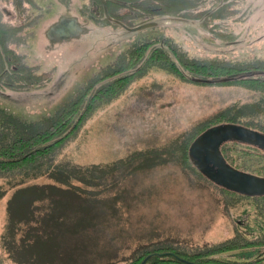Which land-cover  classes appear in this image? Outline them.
I'll use <instances>...</instances> for the list:
<instances>
[{
    "label": "rangeland",
    "instance_id": "obj_1",
    "mask_svg": "<svg viewBox=\"0 0 264 264\" xmlns=\"http://www.w3.org/2000/svg\"><path fill=\"white\" fill-rule=\"evenodd\" d=\"M39 1L47 3V0ZM76 1L73 0V5L52 4L43 8L35 38L29 46L17 47L20 53L27 54L29 64L54 71L52 83L32 92L2 91L0 109L25 123L48 122L82 92L91 89L90 97L115 79L135 73L145 63L146 70L138 72L140 74L117 99L103 105L74 137L56 149L55 161L84 168L110 165L143 149L154 156L158 150L165 153L160 158L161 165L145 169L138 166L130 173L120 169L110 173L104 183L98 184L102 185L100 187L83 186L86 198L61 202L62 207H57L55 213L57 217L63 216L64 221V224L58 223L59 236L62 235L59 241L66 243V235H74L70 234L72 231L81 240L69 246L86 244L92 248L94 256L113 254L110 258L115 255L118 258L112 264H127L140 249L159 240L196 251L237 236L252 239L251 234L256 231L260 235L262 225L256 221L252 198L224 191L194 168H183L177 157L180 151L173 152V149L176 148L174 143L183 147L189 131L208 123L221 111L233 105L257 102L259 91L247 89L251 87L247 86L249 81L237 85L234 80H241L243 76L264 77V69L257 68L264 66V0H247L240 15L215 30L204 29L201 21L167 22L131 35L112 22L97 26L93 18L105 23L98 1L84 0L83 15ZM247 12L246 21H237ZM63 16L76 18L87 34L62 43L50 41L49 29ZM227 32L232 38L228 39ZM139 43L150 44V47L164 44L184 74L177 77L175 72L156 69L155 63L147 64L148 52L142 66L111 75L113 70L119 69L123 54ZM175 53L181 55L183 62ZM183 64L194 71L211 67L210 64L227 69L235 65L242 72L219 78H229L228 84H213L211 81L218 79L202 78V74L189 72ZM108 73L111 77L106 76ZM257 125L261 131L264 121L259 119ZM260 153L253 156L261 158ZM15 179L19 180L14 175H0V193H5L0 199L1 264H16L9 258L2 241ZM31 183L53 182L41 177L32 179ZM32 198L30 192L24 202L28 204ZM78 223H97L99 228L81 236L76 229ZM237 253L232 251L220 257L224 260L253 258L264 253V246L245 248Z\"/></svg>",
    "mask_w": 264,
    "mask_h": 264
},
{
    "label": "trees",
    "instance_id": "obj_2",
    "mask_svg": "<svg viewBox=\"0 0 264 264\" xmlns=\"http://www.w3.org/2000/svg\"><path fill=\"white\" fill-rule=\"evenodd\" d=\"M100 14H104V9L100 0ZM247 0H106L110 16L128 27H136L141 23L162 18H178L191 21H201L204 29H217L222 24H227L235 16L245 10ZM0 8V92H32L46 88L54 80V71L43 70L35 65L29 64L27 57L21 54L17 47L29 46L35 38V30L38 25L37 20L30 23H13L8 21L4 15V9L8 12L13 8L7 6V1ZM22 15H26L28 8L18 6ZM87 10V8H86ZM83 14V11H82ZM246 16H239L237 21L244 22ZM97 26L111 24L105 18V23L101 24L93 18ZM240 22V23H241ZM211 34V33H210ZM227 34H230L227 32ZM232 38L231 34L228 37ZM147 64L155 63L156 69L168 72H175L180 77L184 70L177 66L174 58L165 50L164 44L161 47H150V44H138L127 51L121 57V64L118 70H113L111 75H118L125 71H130L143 63L145 53ZM182 61L181 55L175 53ZM176 56V57H177ZM184 65V64H183ZM142 66V65H141ZM185 66V65H184ZM211 67H201L199 71L185 68L189 72L202 74V78H214L213 84L227 83L228 79H219L229 76L241 68L230 65L229 69L210 64ZM258 69H264V66ZM144 65L135 73L117 78L114 82L101 88L89 97L90 90H86L81 95L64 106L48 122L45 120L35 123H25L23 120L14 117L6 111L0 109V175H14L16 178L13 184V195L8 202V221L5 232L2 235L3 245L10 259L16 264H112L117 260V255L94 256L92 248L84 244L83 247L70 245L81 238L70 231L66 235V243L60 242L59 224H62L63 216L55 215L57 207H62L61 202L68 199L81 200L87 194L83 189L96 188L102 185L110 173H116L120 169L130 173L134 168L141 166L145 169L161 165V156L165 151L158 150L156 156L151 151L133 152L130 156L118 160L110 165H95L91 167H80L69 162L56 163V149L74 137L78 130L88 121L97 110L103 105H109L114 99L124 91L135 77L144 72ZM138 73V74H137ZM109 73L106 76H110ZM146 74V72H145ZM107 77V78H108ZM241 77V80H234L237 85L247 83V89L259 91V98L253 104L244 106L233 105L218 115L214 116L206 124H201L186 136L188 139L184 146H178L174 151H180L177 155L180 164L185 169L194 168L207 180H209L192 163L191 151L196 143L207 133L209 129L222 124H230L244 127L264 134V128L258 131V120L264 121V77ZM190 78V77H189ZM195 78V77H194ZM192 81V78H190ZM87 97L88 102L85 103ZM235 143L248 146L240 148ZM252 147V149H248ZM264 150L250 143L239 141H228L220 146V155L223 160L234 170L264 178ZM238 153V155H236ZM262 155L256 158L253 155ZM112 173V174H113ZM47 178L52 184H37L30 181L38 178ZM211 182V180H209ZM223 189V188H222ZM224 190V189H223ZM225 191V190H224ZM33 193V198L24 202V197L28 193ZM102 192V191H101ZM229 192V191H228ZM232 194H236L230 192ZM5 195L0 193V199ZM243 198L254 200L256 221L262 225L260 235L258 231L251 234L252 239L237 236L220 244L207 247V249L188 251L181 249L166 240H159L140 249L127 264H264V253L254 255L253 258L242 257V260H224L220 255L229 252H238L253 246H264V196L247 197L236 194ZM19 201V202H17ZM68 220V219H67ZM64 224V223H63ZM99 228L97 223H78L76 229L85 232V236L91 230ZM257 233V234H256ZM256 234V235H255ZM106 257V258H104ZM1 264V263H0Z\"/></svg>",
    "mask_w": 264,
    "mask_h": 264
},
{
    "label": "water",
    "instance_id": "obj_3",
    "mask_svg": "<svg viewBox=\"0 0 264 264\" xmlns=\"http://www.w3.org/2000/svg\"><path fill=\"white\" fill-rule=\"evenodd\" d=\"M102 3L105 18L117 25H119L125 34H137L142 33L144 31L157 28L161 26L163 23H191L189 20L178 19V18H162L153 21H149L138 25L136 27H128L117 20H114L108 11V6L106 0H100ZM60 23V22H59ZM58 26V24L56 25ZM52 27L50 31H48L47 36L48 39L52 42H61L65 40V38H75L80 37L81 33L85 30L79 27V29L74 30L72 34L68 36L55 34L54 29ZM86 35V33L84 34ZM210 142L209 144L207 142ZM228 141H239L242 143H250L252 145L258 146L259 148L264 150V134L259 133L257 131H253L251 129H247L240 126L230 125V124H222L216 126L212 129H209L206 134L196 143V146L191 151V160L192 163L201 171L212 183L221 188H224L228 191H231L236 194H241L247 197H260L264 196V178L255 177L253 175L244 174L234 170L231 166H229L220 155V146ZM206 143L204 145V149L201 151V144ZM211 147L210 149H207ZM200 150V151H199ZM206 153V161L207 163H212L219 169V172L216 173L212 169L209 168V165L201 158V153ZM209 161V162H208Z\"/></svg>",
    "mask_w": 264,
    "mask_h": 264
},
{
    "label": "flooded vegetation",
    "instance_id": "obj_4",
    "mask_svg": "<svg viewBox=\"0 0 264 264\" xmlns=\"http://www.w3.org/2000/svg\"><path fill=\"white\" fill-rule=\"evenodd\" d=\"M4 1L5 0H0L1 10H2L1 6L4 5ZM6 1H7V6L12 7L13 10L8 12L7 9L3 8V10H4L3 13H4L5 17L8 19V21L13 22L15 24L23 23V22L30 23V22L35 21V19H36L38 22V25H39V23L42 20L41 18L44 15L43 14V8H46V7L49 8V6H52V4L57 5V6H61V5L64 6V5H68V4L73 5L74 4L73 0H47L46 4H41L39 0H6ZM77 1L79 2L80 7L82 6V3H84V0H77ZM19 5H21L22 8H24V7L28 8L26 15H22V13L19 12V10H18ZM80 14H82V7L80 9ZM57 24H58V26H56ZM54 26H56L54 29L55 34L66 35V36L70 37L71 36L70 34H72L74 32L75 28L79 29V27H81V28H83V30H85L81 34H83V35L85 33L87 34V30L83 26H81L79 24V22L77 21V19L74 17L63 16L57 23H55L53 26H51V28ZM51 28L49 29V31L51 30ZM72 37H70L68 39L65 38V40H63L61 42H56V43H62V42L71 40V39H73ZM21 54H24L27 57L26 53H21ZM207 143L209 144L210 142L208 141ZM205 144L206 143H204V142L201 144V146H202L200 148L201 151H202V149H204ZM210 148L211 147H208V148H206V150L210 149ZM206 157H207V154L205 152L203 154L201 153V158L207 163ZM207 165H209V168L212 169L213 171H215L216 173L219 172V169L216 166H214L212 163H209V164L207 163ZM224 190H226V189H224ZM226 191H228V190H226ZM229 192H231V191H229Z\"/></svg>",
    "mask_w": 264,
    "mask_h": 264
}]
</instances>
